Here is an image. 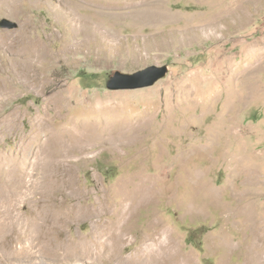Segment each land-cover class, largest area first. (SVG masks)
<instances>
[{
	"label": "rangeland",
	"instance_id": "rangeland-1",
	"mask_svg": "<svg viewBox=\"0 0 264 264\" xmlns=\"http://www.w3.org/2000/svg\"><path fill=\"white\" fill-rule=\"evenodd\" d=\"M151 66L169 73L107 88ZM33 70L37 88L19 79ZM0 82V161L23 157L37 116L76 127L56 174L27 157L0 264H121L154 230L191 264H252L253 237L264 245V0H0ZM114 232L126 233L116 253L95 239Z\"/></svg>",
	"mask_w": 264,
	"mask_h": 264
},
{
	"label": "bare ground",
	"instance_id": "bare-ground-1",
	"mask_svg": "<svg viewBox=\"0 0 264 264\" xmlns=\"http://www.w3.org/2000/svg\"><path fill=\"white\" fill-rule=\"evenodd\" d=\"M153 15H157L158 17H162V15L161 14L159 15L158 13H153ZM170 18H171V16H170ZM82 22H85V20H82ZM213 24L216 25L217 23L216 24L213 23ZM37 51H38L37 53L35 50L28 52L29 53L28 57H27V58H29L28 65L31 64L30 63L31 60H41L43 55L40 54L39 49H37ZM38 75H39V73L37 71H34V70L30 71L29 73L28 72H24V73L21 72L19 79L23 80L24 83L26 85H28L29 87L37 88V87H39V83H40V79L38 78ZM1 89L2 88L0 86V90ZM55 111H56V109H55ZM14 117L15 118H13V121H15V119L17 118V115H14ZM75 129H76V127L73 126L71 118H66L64 121L63 127L57 129L56 125H53L52 123H50L49 119L45 118L42 115L37 116L35 119V125L33 128V131L32 132L30 131L31 133L29 135H27L28 136L26 139L27 143H26V141H24L23 157H18L16 155H14V156H12L13 158H10L7 156L8 158H6V159L2 158L3 160L1 159V161H0V209L2 208V213L0 215V221H1L0 231L3 230L4 225L5 226L7 225L10 227V229H8L6 231V233L9 232L11 230V227L13 226V223H15V222H13V220H15V217H17V216L13 215L14 214L13 209H12V203L13 202L11 201V199H12V196L17 195L18 191L22 188V185L24 182V176H25L24 167L26 166L25 164H26L27 157L33 156V158L36 159V163H35L36 166H38L40 168L42 167L41 170L44 169L46 173L56 174V170L58 171L59 167L62 168L61 167V165L63 164L62 161H65V159H67L70 156V154L72 153L71 151L73 150V146L71 145V142L73 141V137H74L73 135H74ZM20 143H22V142H20ZM34 167H35V165H34ZM23 189H24V187H23ZM15 211L17 212V210H15ZM16 215H17V213H16ZM19 219L20 218H18L16 220L19 221ZM9 221H11V222H9ZM21 223L22 222H20V224ZM17 225H18V223H17ZM1 226L3 228H1ZM15 228H17V227H15ZM21 228L22 227H20V230H21ZM152 230H154V229H152ZM11 232L15 233L16 229L14 230V227H13V230H11ZM22 233H24V232H22ZM165 233H166L165 231L157 232L154 230L153 233L149 235V237H152L153 239L147 240V242L145 243V248L143 249V252H141V254H142L141 258H137L136 260L135 259L128 260V259L122 258V256H120L121 258L118 256L120 258V260H119L120 263L121 264H191L190 258L183 257L177 251L178 249L175 247L176 244L169 237H161ZM106 235H107V233H102L101 237H96L95 239L99 240L98 242H100L101 239L108 240V238H110L112 240L113 244L110 245V247H107L105 245L104 246L108 249L111 248L113 250V252L116 253L120 243H122V241L126 237L125 236L126 233L122 232V234L120 235V234L114 232L112 234V237L111 236L107 237ZM34 239H35V237H34ZM36 240H37V238H36ZM151 241H152V243H151ZM98 242H96V243L98 244ZM10 243L12 244V242H10ZM47 243H48V241H47ZM54 243H55L54 241H51V244H49L47 247L48 249H46L48 252H50V254L51 253L54 254L53 251L56 250V249H54V247L57 245V243H55V244ZM32 244H33V241H32ZM32 244H30L29 246L32 247L33 246ZM263 246L264 245L261 243V241L258 239V237H253L252 247L250 248V250L247 253V256H248V258L252 264H261V251H259V250L262 249ZM11 248L14 250L13 245ZM56 248L58 249V247H56ZM90 249H91V251L93 250L92 248H90ZM90 249L85 250L83 252V255L86 256L87 258L91 259V258H93V254H92L93 251L91 252ZM100 249H103V248L101 246L99 248H97V250H100ZM101 251H103V250H101ZM97 252H99V251H97ZM94 254H96V252ZM94 258H97V256L95 255Z\"/></svg>",
	"mask_w": 264,
	"mask_h": 264
},
{
	"label": "water",
	"instance_id": "water-1",
	"mask_svg": "<svg viewBox=\"0 0 264 264\" xmlns=\"http://www.w3.org/2000/svg\"><path fill=\"white\" fill-rule=\"evenodd\" d=\"M3 28H14L16 24L4 21ZM169 73L168 66H151L134 74L116 72L107 82V88L111 91L137 90L154 86L164 79Z\"/></svg>",
	"mask_w": 264,
	"mask_h": 264
}]
</instances>
